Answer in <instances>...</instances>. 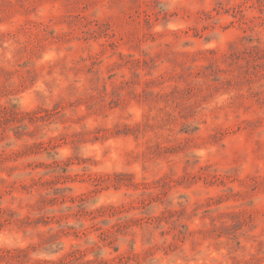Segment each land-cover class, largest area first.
Returning a JSON list of instances; mask_svg holds the SVG:
<instances>
[{"label": "rangeland", "instance_id": "1", "mask_svg": "<svg viewBox=\"0 0 264 264\" xmlns=\"http://www.w3.org/2000/svg\"><path fill=\"white\" fill-rule=\"evenodd\" d=\"M0 264H264V0H0Z\"/></svg>", "mask_w": 264, "mask_h": 264}]
</instances>
